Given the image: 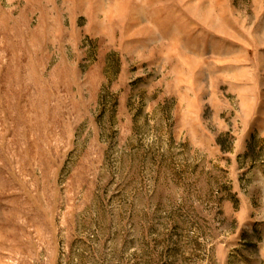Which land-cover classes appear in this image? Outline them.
I'll list each match as a JSON object with an SVG mask.
<instances>
[{
	"label": "rangeland",
	"instance_id": "rangeland-1",
	"mask_svg": "<svg viewBox=\"0 0 264 264\" xmlns=\"http://www.w3.org/2000/svg\"><path fill=\"white\" fill-rule=\"evenodd\" d=\"M0 264H264V0H0Z\"/></svg>",
	"mask_w": 264,
	"mask_h": 264
}]
</instances>
